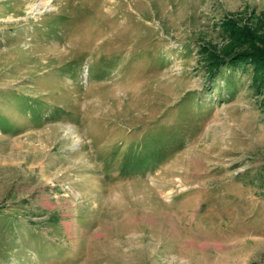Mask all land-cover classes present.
Listing matches in <instances>:
<instances>
[{
    "label": "rangeland",
    "instance_id": "374dc122",
    "mask_svg": "<svg viewBox=\"0 0 264 264\" xmlns=\"http://www.w3.org/2000/svg\"><path fill=\"white\" fill-rule=\"evenodd\" d=\"M229 17L264 0H0V264H264V89L200 55Z\"/></svg>",
    "mask_w": 264,
    "mask_h": 264
},
{
    "label": "trees",
    "instance_id": "16d2710c",
    "mask_svg": "<svg viewBox=\"0 0 264 264\" xmlns=\"http://www.w3.org/2000/svg\"><path fill=\"white\" fill-rule=\"evenodd\" d=\"M258 22L252 27L248 23L241 25L229 17L219 24L220 28L217 27L225 43L222 49L207 43L200 50V55L206 61L203 70L209 82H217L218 92L226 87L224 91L233 96L237 79L245 73L252 75L250 86L264 89V20L259 19ZM255 79L258 80L256 84L252 82ZM261 93L264 94V91L259 95Z\"/></svg>",
    "mask_w": 264,
    "mask_h": 264
}]
</instances>
